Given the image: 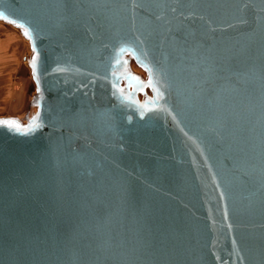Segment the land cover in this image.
<instances>
[{
  "label": "water",
  "instance_id": "95a60500",
  "mask_svg": "<svg viewBox=\"0 0 264 264\" xmlns=\"http://www.w3.org/2000/svg\"><path fill=\"white\" fill-rule=\"evenodd\" d=\"M0 21L33 84L0 115V264H264V0H0Z\"/></svg>",
  "mask_w": 264,
  "mask_h": 264
},
{
  "label": "bare ground",
  "instance_id": "6f19581e",
  "mask_svg": "<svg viewBox=\"0 0 264 264\" xmlns=\"http://www.w3.org/2000/svg\"><path fill=\"white\" fill-rule=\"evenodd\" d=\"M21 49L24 51L23 54L30 55L28 42L21 36L20 32L9 24L0 21V108L8 100L18 97L20 101L22 97L21 89L17 93H13L15 88L10 78L11 72L16 66L15 57ZM25 101L26 96L22 99L21 109L24 108Z\"/></svg>",
  "mask_w": 264,
  "mask_h": 264
},
{
  "label": "crops",
  "instance_id": "0c3cea01",
  "mask_svg": "<svg viewBox=\"0 0 264 264\" xmlns=\"http://www.w3.org/2000/svg\"><path fill=\"white\" fill-rule=\"evenodd\" d=\"M19 51H21V50H19ZM18 54H19V52H18ZM18 54H17V56H18ZM17 56L15 57L16 66L12 70L10 78L14 83L13 85H14L15 90L13 91V93H17L18 90L21 89L22 97H21L20 101H19L18 97L12 98L10 101L8 100L7 103L2 108H0V111H3V110L5 111L7 108L10 109L11 107L12 108L17 107V106L20 107L23 97L26 96V94H27V90L29 87L28 82L24 83L23 80H20V79L16 80L14 78L15 75H17L18 78H20L21 75H24L23 67H20L21 66L20 63L17 62ZM26 98H27V96H26ZM24 106H25V104H24Z\"/></svg>",
  "mask_w": 264,
  "mask_h": 264
},
{
  "label": "rangeland",
  "instance_id": "374dc122",
  "mask_svg": "<svg viewBox=\"0 0 264 264\" xmlns=\"http://www.w3.org/2000/svg\"><path fill=\"white\" fill-rule=\"evenodd\" d=\"M25 50H26V46H25ZM24 51L21 49V51H19V54L17 56V62L20 63V67H23V70H24V75H21L20 78L17 77V75H15V79L18 80H23L24 83L28 82L29 84V87H28V90H27V94L26 96L28 97L29 95H32V92H33V84H32V81L28 75V70H27V67L24 65V59H23V56H24ZM23 54V55H22ZM27 99V98H26ZM26 102V101H25ZM23 109H21V107H11L10 109H6L5 111H0V115H4V114H16V113H19V115H21V112H22Z\"/></svg>",
  "mask_w": 264,
  "mask_h": 264
},
{
  "label": "snow or ice",
  "instance_id": "6c2138e0",
  "mask_svg": "<svg viewBox=\"0 0 264 264\" xmlns=\"http://www.w3.org/2000/svg\"><path fill=\"white\" fill-rule=\"evenodd\" d=\"M18 27H23V26H22V25H18ZM24 35H25V36H28V35H29V33H28L27 30L24 31ZM35 62H36V58L33 57L31 63H32L33 65H35ZM0 123H13V122H10V121H0ZM17 127H19V125H17Z\"/></svg>",
  "mask_w": 264,
  "mask_h": 264
}]
</instances>
